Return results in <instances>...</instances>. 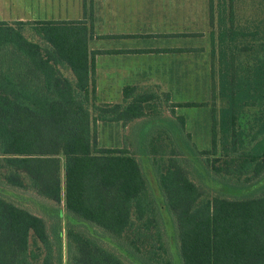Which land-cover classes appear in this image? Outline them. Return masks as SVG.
I'll return each instance as SVG.
<instances>
[{"label":"trees","instance_id":"16d2710c","mask_svg":"<svg viewBox=\"0 0 264 264\" xmlns=\"http://www.w3.org/2000/svg\"><path fill=\"white\" fill-rule=\"evenodd\" d=\"M209 8L212 24L211 0ZM218 21L216 96L223 105L212 117L210 147L199 153L212 157L216 174L251 173L248 183L264 169V23L252 32L236 28L230 3ZM27 26L45 45L25 37ZM91 38L84 20H0V184L56 205L49 232L43 217L0 194V264H61V204L66 264H123L94 227L140 264H171L160 206L138 158L124 147L100 146L97 135L98 126L147 117L133 131L145 154L151 134L141 132H164L148 115L159 98L125 88L121 103L96 104ZM195 106L203 105L172 111ZM176 121L169 123L172 156L164 160L162 150L151 162L180 264H264V185L259 195L208 197L183 165L192 150L181 142L184 118Z\"/></svg>","mask_w":264,"mask_h":264},{"label":"rangeland","instance_id":"374dc122","mask_svg":"<svg viewBox=\"0 0 264 264\" xmlns=\"http://www.w3.org/2000/svg\"><path fill=\"white\" fill-rule=\"evenodd\" d=\"M211 2L214 13L212 24L210 21V0H175V2L172 0V32L176 33L172 37V54H174L172 55L174 57L172 58V62L177 67L178 73L172 74V91H168L166 86H161L158 91H153L159 100L154 102L156 112L148 114L152 117V124H155L157 128L165 133L158 132L155 127H151L148 133L144 129L145 133L142 131L141 135L151 134L150 137H146V139H151L150 146L144 148L145 154H138L137 151L140 149V144L137 136L139 133H136L137 131L133 133V131L137 124L140 125L143 121H146L147 117L138 120L140 122L137 121L125 127L106 125L98 126L97 128L98 143L100 146L124 147L138 158L151 190L160 206L163 230L166 237V248L169 252L171 264H180L176 251L175 235L171 219L163 208L162 199L157 190L151 162L152 157L158 156L162 150L166 151L163 154L164 160L172 156L169 150L172 147V128L169 124L170 121L176 124V117L182 116L184 118L185 124L180 138L182 143L188 144L192 153H186V156L183 157L185 158L183 165L188 170V176L191 181L208 194V197L214 196L215 194H221L228 198L259 195L262 193L260 188L264 185V169L259 178H251V181L245 183L244 179L252 176L251 173L228 174L222 171L216 174L210 166L212 157L199 153L210 147L209 130L212 117H217L218 111L223 105L216 96L217 55L219 50L217 37L220 29L218 24L219 12L224 6L227 16L230 3L236 28H245L246 31L250 32L255 31L257 25L261 29V23H264V0H232V2L229 0H211ZM88 4V0H86L84 2L85 7ZM89 11V9L83 10L85 15L82 20L86 21V23H88ZM46 12L48 19L79 18V11L76 10H49ZM34 15L35 10L26 9L23 0H8V2L0 0L1 21H6L10 24L16 21H25L34 24V21H32ZM23 34L29 40L41 42L28 26L24 28ZM40 44L45 45L43 42ZM166 93L170 95V98L167 97ZM103 94L105 95V91L100 89L99 98L95 100L96 104H100V101L102 103L104 100ZM188 103L203 106L176 108L172 111L173 105ZM187 134H189L188 137ZM181 158L179 157V159ZM61 161L63 162L62 158ZM222 164L219 161L215 163V166H222ZM225 179L229 181H225ZM0 194L15 204L43 217L47 223L49 232L51 231L52 219L50 218V213L51 208L56 205L53 206V204L38 197L32 191L12 189L1 184ZM58 207L62 209V213L58 218V226L61 231V264H66L65 232L68 218L62 208V204ZM89 230L92 234L100 238L104 246L115 250L120 255L123 264H140L138 260L127 254L124 249L117 248L99 229L94 227ZM161 257L164 259L167 258V255H162Z\"/></svg>","mask_w":264,"mask_h":264},{"label":"crops","instance_id":"0c3cea01","mask_svg":"<svg viewBox=\"0 0 264 264\" xmlns=\"http://www.w3.org/2000/svg\"><path fill=\"white\" fill-rule=\"evenodd\" d=\"M23 2L26 9L35 10L32 21L82 20L83 10H90L88 48L96 98L100 89L105 91L100 104L121 103L125 88L142 92L166 86L172 91V74L178 73L172 62V0H88L87 7L86 0ZM49 10H76L79 18L48 19Z\"/></svg>","mask_w":264,"mask_h":264}]
</instances>
